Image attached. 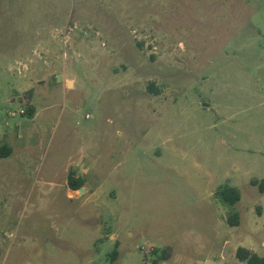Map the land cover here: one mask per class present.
<instances>
[{
  "label": "rangeland",
  "instance_id": "1",
  "mask_svg": "<svg viewBox=\"0 0 264 264\" xmlns=\"http://www.w3.org/2000/svg\"><path fill=\"white\" fill-rule=\"evenodd\" d=\"M4 146L0 264H248L264 0H0Z\"/></svg>",
  "mask_w": 264,
  "mask_h": 264
},
{
  "label": "trees",
  "instance_id": "2",
  "mask_svg": "<svg viewBox=\"0 0 264 264\" xmlns=\"http://www.w3.org/2000/svg\"><path fill=\"white\" fill-rule=\"evenodd\" d=\"M151 90H152V88H151ZM156 91L160 92L158 89H156L155 92ZM9 150H10V148L7 146H4L3 148H1L0 157L6 156L9 152ZM85 182L86 181L84 178H80V177L74 178L73 173H70L68 183H69V187L72 190H79L80 188H82L85 185ZM251 184L254 186H257L261 192H264V178L252 179ZM218 193L221 196L223 201H225L226 203H229L231 205L236 204L241 198L240 190L237 187L231 186V185L223 186L219 190ZM239 220H240V214L238 212L233 213L228 218V222L231 225H238ZM116 252L117 251L115 250V253ZM1 254H2V250L0 248V256H1ZM237 256L241 261H243V262L245 261L248 264H264V251H262V250L252 252L250 249L241 246L237 249Z\"/></svg>",
  "mask_w": 264,
  "mask_h": 264
},
{
  "label": "water",
  "instance_id": "3",
  "mask_svg": "<svg viewBox=\"0 0 264 264\" xmlns=\"http://www.w3.org/2000/svg\"><path fill=\"white\" fill-rule=\"evenodd\" d=\"M60 78H61V76H60ZM69 83H70V81H69ZM79 190L82 191L83 188H80ZM261 250L264 251V247H262Z\"/></svg>",
  "mask_w": 264,
  "mask_h": 264
}]
</instances>
